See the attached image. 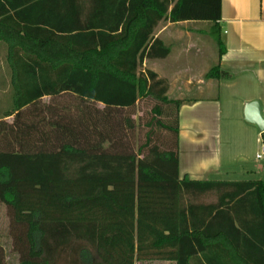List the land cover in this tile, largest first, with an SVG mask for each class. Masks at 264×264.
Instances as JSON below:
<instances>
[{"label": "trees", "instance_id": "trees-1", "mask_svg": "<svg viewBox=\"0 0 264 264\" xmlns=\"http://www.w3.org/2000/svg\"><path fill=\"white\" fill-rule=\"evenodd\" d=\"M221 6L0 0L14 91V119L0 120V203L20 264H264V181L181 179L183 102L140 71L171 53L155 38L161 22H211L222 56ZM141 100L153 109L138 119Z\"/></svg>", "mask_w": 264, "mask_h": 264}, {"label": "crops", "instance_id": "crops-1", "mask_svg": "<svg viewBox=\"0 0 264 264\" xmlns=\"http://www.w3.org/2000/svg\"><path fill=\"white\" fill-rule=\"evenodd\" d=\"M218 24L224 53L222 56L218 53L215 65L199 69L207 45L202 32L207 30L192 28V25H210L212 30L213 24L187 21L158 25L155 38L162 40L171 53L165 59L147 60L143 67L167 80L170 99L183 102L179 141L181 179L264 181L260 179L264 174L263 133L245 119L248 104L257 102L264 109V0H222ZM175 53L180 55V60L171 63ZM190 54L200 63L182 62L192 60ZM0 57L2 92L14 101L13 70L8 46L3 42H0ZM154 63L164 65L165 69L167 63L173 64L172 75L153 69ZM214 67L228 76L208 78ZM11 112L0 116V120L5 118L11 123L14 117H5Z\"/></svg>", "mask_w": 264, "mask_h": 264}, {"label": "rangeland", "instance_id": "rangeland-1", "mask_svg": "<svg viewBox=\"0 0 264 264\" xmlns=\"http://www.w3.org/2000/svg\"><path fill=\"white\" fill-rule=\"evenodd\" d=\"M196 27L197 29L200 30H207V32H202L203 34V39L207 40V45H206V54L205 58L201 63L194 58V56L191 55L192 60H183L182 62H194V64L200 63L199 69L206 68L211 65H215L217 63V55L219 53L218 50V45L216 43L215 35H211L210 33V25L206 27V25H192V28ZM220 37L222 35L219 33L218 34ZM206 36V37H205ZM217 36V35H216ZM1 58V57H0ZM176 60H180V55L178 53L173 54L171 57V63L176 62ZM167 63L166 69L165 67L163 68L164 65H161L160 63H154L151 65L153 69H157L158 71H163V73H167V75L171 73L173 64ZM171 64V65H170ZM160 65V66H159ZM165 69V70H163ZM184 69V68H183ZM148 69L145 67H141L140 71L144 72L147 71ZM0 72H2V69H0ZM172 75V73H171ZM3 89L4 86L0 85V116L2 117L5 113L8 111H12L14 109V101L13 99L9 100V95H4L3 94ZM171 97H174L173 95ZM175 100V99H173ZM49 100H46L48 102ZM153 109V103L143 101L141 100L138 103L137 106V113H136V118H141L145 117L147 118L148 115L150 114L151 110ZM144 134L140 133V136L142 138ZM260 179L264 180V174L261 176ZM216 198L214 196H211L210 198H207L205 202H212L215 201ZM2 250V253L4 254V260L5 264H20V254L18 251H16L14 247V235L12 233L11 229V219L10 215L8 212V209L6 205L0 203V251ZM137 264H164V263H159V262H148V263H140L137 262Z\"/></svg>", "mask_w": 264, "mask_h": 264}, {"label": "water", "instance_id": "water-1", "mask_svg": "<svg viewBox=\"0 0 264 264\" xmlns=\"http://www.w3.org/2000/svg\"><path fill=\"white\" fill-rule=\"evenodd\" d=\"M245 119L248 123L256 125L259 130L264 133V119L262 108L259 103L253 102L247 105L245 109Z\"/></svg>", "mask_w": 264, "mask_h": 264}, {"label": "built area", "instance_id": "built-area-1", "mask_svg": "<svg viewBox=\"0 0 264 264\" xmlns=\"http://www.w3.org/2000/svg\"><path fill=\"white\" fill-rule=\"evenodd\" d=\"M262 115H263V119H264V109L262 110Z\"/></svg>", "mask_w": 264, "mask_h": 264}]
</instances>
